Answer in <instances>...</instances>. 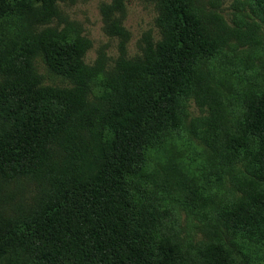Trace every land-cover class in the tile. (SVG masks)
<instances>
[{
	"label": "trees",
	"instance_id": "16d2710c",
	"mask_svg": "<svg viewBox=\"0 0 264 264\" xmlns=\"http://www.w3.org/2000/svg\"><path fill=\"white\" fill-rule=\"evenodd\" d=\"M148 1L158 37L142 36L133 57L122 0L100 7L104 31L119 38L105 68L104 53L84 63L89 40L78 31L43 26L60 18L56 0H0V184L35 185L28 202L0 203V264L262 257L264 71L244 67L242 77L251 52L231 60L227 28L209 7L219 0ZM234 1L233 32L264 37V0ZM36 56L69 85L41 84ZM190 98L205 112L186 121ZM192 138L204 144L200 162L170 180L161 155ZM179 206L198 217L204 238L181 230Z\"/></svg>",
	"mask_w": 264,
	"mask_h": 264
},
{
	"label": "rangeland",
	"instance_id": "374dc122",
	"mask_svg": "<svg viewBox=\"0 0 264 264\" xmlns=\"http://www.w3.org/2000/svg\"><path fill=\"white\" fill-rule=\"evenodd\" d=\"M112 0H68L61 1L56 0V5L60 11V18H52L50 22L43 26H53L56 29L64 30L69 34H74L77 31L79 34L89 40V47L82 57L84 63L92 65L100 53L105 54V68L111 67L113 65L115 57L118 55V40L117 36H109L104 31V24L102 20V15L100 12V7L102 4H109ZM124 6V15L122 20V25L128 31V38L126 41V56H135L140 54V44L141 37L146 35H151L153 39L158 37V29L154 23V17L156 15V8L153 3L148 0H122ZM206 4L209 5L206 1ZM216 15L220 18L222 23L226 26L225 34L223 35L227 39L229 53L231 54V60L237 63V57H240L243 62L246 61V52H251V56L254 61L253 67L245 66L239 67V72L242 77H245L244 73L247 74L250 70H263L264 66V56L259 55L264 51V37L258 36L253 38L251 35H247V39L241 35L235 34L234 29H238L240 16L237 15L236 3L234 0H219L215 6H209ZM248 11V8H245ZM41 26V27H43ZM242 26V25H241ZM242 28H245L242 26ZM241 28V29H242ZM63 30V29H61ZM263 31V28H261ZM250 38V39H249ZM254 43V44H253ZM241 50V51H240ZM247 52V53H248ZM36 70L42 76L41 84L43 85H55V86H67L68 81L51 74L43 65L39 56L35 58ZM245 67V71H244ZM250 69V70H249ZM263 81L258 78L254 84H260ZM206 110V108H205ZM199 110L198 106L192 98L188 101L187 107V120L192 117H197L204 113ZM204 144L196 138H192L190 141L186 142L185 145L182 143H177L171 149L172 151L168 155H161V164L163 169H165L167 178L170 180H178L180 178L184 179L183 172H188L189 169L185 163L187 161L190 163L200 162L197 159V148L203 147ZM176 178H172V175ZM228 180L225 181L227 184ZM8 183V182H7ZM173 186V185H172ZM34 182L28 180L20 183H9L8 185L0 184V200L4 204H13L17 202L26 203L30 199V195L34 192ZM3 188V189H2ZM10 188L11 190H8ZM169 193H179V189L176 187H168ZM6 191L11 193L6 195ZM6 195V196H5ZM6 200V201H4ZM5 210L8 209L5 206ZM8 211V210H7ZM178 225L181 230H192L194 240L202 239L205 237V229L202 227L201 222H199L198 217H191V214L179 206L177 208ZM196 227H195V225ZM256 264H264V252H262V257L255 259ZM249 264V263H248Z\"/></svg>",
	"mask_w": 264,
	"mask_h": 264
}]
</instances>
